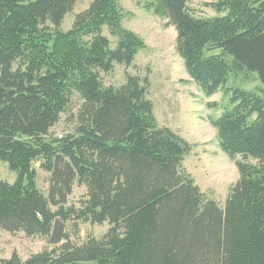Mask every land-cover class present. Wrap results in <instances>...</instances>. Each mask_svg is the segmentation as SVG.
Segmentation results:
<instances>
[{"label": "trees", "instance_id": "1", "mask_svg": "<svg viewBox=\"0 0 264 264\" xmlns=\"http://www.w3.org/2000/svg\"><path fill=\"white\" fill-rule=\"evenodd\" d=\"M76 1L0 0V162L17 174L0 178V229L53 246L0 264H264V97L233 88L215 120L222 148L243 157L222 207L180 169L190 146L156 121L148 79L128 73L115 86L100 76L130 67L143 45L123 27L120 0H92L59 31ZM149 1L176 27L178 52L207 94L227 88L231 72L264 85V0H220L210 18L193 15L189 0ZM74 91L83 100L75 129L52 136ZM37 159L50 173L47 194ZM76 182L87 188L79 207L68 204ZM70 221L110 228L78 244Z\"/></svg>", "mask_w": 264, "mask_h": 264}, {"label": "rangeland", "instance_id": "2", "mask_svg": "<svg viewBox=\"0 0 264 264\" xmlns=\"http://www.w3.org/2000/svg\"><path fill=\"white\" fill-rule=\"evenodd\" d=\"M91 1L77 0L73 10L64 18L59 31H69L76 14L88 8ZM219 1L189 0L188 6L196 17L210 18L219 14ZM148 2L150 1L120 0L123 27L134 32L143 45L137 48L135 61L130 67L115 64L110 72L100 71V76L106 85L115 86L124 83L128 73L148 79V98L154 105L156 121L160 126L176 133L190 146L180 169L191 175L207 198L216 200L224 207L233 185L239 179L237 162L243 157L237 155L233 158L222 148L215 120L230 106L233 88L253 91L264 97V85L257 73L231 72L226 85L229 89L222 87L207 94L189 75L178 52L176 27L168 17L158 15L153 8L148 7ZM226 12L227 10L221 12V15ZM104 34L109 37L113 46L116 45L118 37L110 29L104 27ZM220 52L215 50L214 53ZM82 103L80 94L74 91L67 111L61 114L60 120L51 129L52 136H63L74 131L73 115ZM41 161L35 160L33 168L36 170L37 186L47 194L50 173L41 167ZM0 178L13 183L17 174L10 169L7 162L1 161ZM86 194V186L76 182L68 204L81 206ZM109 228L108 222L94 224L70 221L67 225L70 239L78 244L89 237L101 238ZM52 247L44 236H29L24 231L10 232L0 229V260L11 257L13 253L25 259L33 253Z\"/></svg>", "mask_w": 264, "mask_h": 264}]
</instances>
